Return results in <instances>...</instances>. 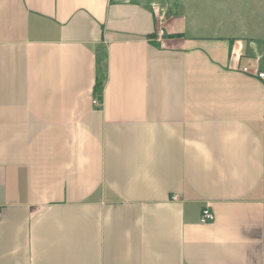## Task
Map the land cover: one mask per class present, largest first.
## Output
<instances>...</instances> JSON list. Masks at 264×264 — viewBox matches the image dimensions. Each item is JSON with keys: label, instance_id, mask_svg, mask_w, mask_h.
<instances>
[{"label": "crops", "instance_id": "obj_1", "mask_svg": "<svg viewBox=\"0 0 264 264\" xmlns=\"http://www.w3.org/2000/svg\"><path fill=\"white\" fill-rule=\"evenodd\" d=\"M151 4L0 0V264H264V51Z\"/></svg>", "mask_w": 264, "mask_h": 264}, {"label": "rangeland", "instance_id": "obj_2", "mask_svg": "<svg viewBox=\"0 0 264 264\" xmlns=\"http://www.w3.org/2000/svg\"><path fill=\"white\" fill-rule=\"evenodd\" d=\"M144 1L157 6L161 19L180 16L176 23L179 22L187 34L237 37L255 43L264 51V0Z\"/></svg>", "mask_w": 264, "mask_h": 264}, {"label": "built area", "instance_id": "obj_3", "mask_svg": "<svg viewBox=\"0 0 264 264\" xmlns=\"http://www.w3.org/2000/svg\"><path fill=\"white\" fill-rule=\"evenodd\" d=\"M160 32H161V30H160ZM243 71H248V68L244 67ZM254 74L264 82V71L255 70ZM92 102L95 105L100 104V101L98 99H94ZM213 219H214V215H213L211 209L209 208L208 205H205L202 208L201 213H200V222L201 223H209V222H212Z\"/></svg>", "mask_w": 264, "mask_h": 264}]
</instances>
